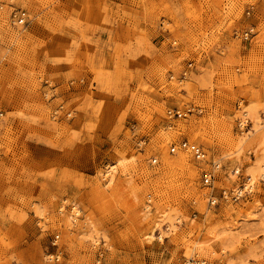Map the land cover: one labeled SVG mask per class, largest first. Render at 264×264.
Returning a JSON list of instances; mask_svg holds the SVG:
<instances>
[{"label": "rangeland", "instance_id": "rangeland-1", "mask_svg": "<svg viewBox=\"0 0 264 264\" xmlns=\"http://www.w3.org/2000/svg\"><path fill=\"white\" fill-rule=\"evenodd\" d=\"M0 112V264H264V0H0Z\"/></svg>", "mask_w": 264, "mask_h": 264}, {"label": "built area", "instance_id": "built-area-1", "mask_svg": "<svg viewBox=\"0 0 264 264\" xmlns=\"http://www.w3.org/2000/svg\"><path fill=\"white\" fill-rule=\"evenodd\" d=\"M12 6V5H11ZM249 14V11H247ZM10 24L12 26H25L26 25V18L24 12H21L18 9H13L10 13ZM254 34L252 28H246L242 31H235L234 37L243 41L248 40ZM192 65L189 63L187 68L182 71V76L187 73V69ZM199 107H195L192 105H186L182 108H171L167 111V114L171 117H185L188 114H191L194 111H200ZM2 112H0V116ZM238 127L243 128L244 132H247L246 128H248V123L246 122L245 125H240V120L238 121ZM177 150H185L189 151L193 157L198 161H204L206 159V152L200 146L189 142L187 139H183L182 141L176 143H172L170 146V151L175 152ZM153 162H156V159H152ZM212 166L215 170L222 169L221 164L219 161L212 162ZM232 174L239 176L240 170L239 168L232 169ZM216 181V175L212 171L203 170L201 173V183L202 185L207 188L209 191L207 193V205L208 207L217 208L223 203L231 202L238 204L239 202L243 201L249 194L252 193L253 185L250 184L249 179L246 178L244 181L239 182L238 184L232 187H223L220 188L219 194H213L214 189V182ZM95 264H100V261H96ZM182 264H207V261L204 259H194V258H187L184 260Z\"/></svg>", "mask_w": 264, "mask_h": 264}, {"label": "crops", "instance_id": "crops-1", "mask_svg": "<svg viewBox=\"0 0 264 264\" xmlns=\"http://www.w3.org/2000/svg\"><path fill=\"white\" fill-rule=\"evenodd\" d=\"M97 15L100 13H96ZM74 15L75 12H74ZM73 15V16H74ZM82 17L84 20L88 21L87 23H83L82 27H84L83 29L87 32L88 36H90L91 41H97L98 42V46H100L102 49L106 50L105 47L112 45V39L109 38L110 34H109V30L113 29L112 27H110L109 25H103L101 22L100 18H93L91 16L89 18L86 19V12H82ZM74 31L73 28H69V33ZM82 46H87L90 49L94 50V47L91 44H87V43H82ZM95 55L98 56V53H96L95 51L93 52ZM129 63V61H128ZM109 97V105L110 106L109 109H112L113 107H118L121 102L117 99H114L113 96H108Z\"/></svg>", "mask_w": 264, "mask_h": 264}, {"label": "bare ground", "instance_id": "bare-ground-1", "mask_svg": "<svg viewBox=\"0 0 264 264\" xmlns=\"http://www.w3.org/2000/svg\"><path fill=\"white\" fill-rule=\"evenodd\" d=\"M244 114H246V113H244ZM240 125H241V124H240ZM112 168H114V166H113ZM256 170H257V169H255V168H254V169L251 168V172H250V174H252V176H254V175H255L254 173L256 172ZM262 173H263V172H262ZM259 175H260V176H263V174H259ZM250 179H252L251 176H250ZM145 215H146V214H145ZM145 215H144L143 217H145ZM141 219H143V218L141 217ZM141 219H140V220H141ZM142 221H143V220H142ZM154 226H155V225H154ZM155 230H156V227H154V228L151 229L150 234H148V238H149V240H150L152 237H154V232H155ZM150 241H151V240H150ZM150 241H149V242H150ZM200 259H202V258H200Z\"/></svg>", "mask_w": 264, "mask_h": 264}]
</instances>
